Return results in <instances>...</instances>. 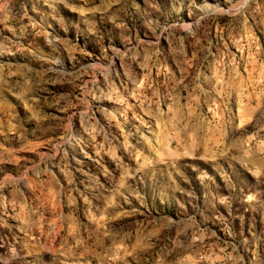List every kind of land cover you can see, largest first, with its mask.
<instances>
[{"label":"rangeland","instance_id":"374dc122","mask_svg":"<svg viewBox=\"0 0 264 264\" xmlns=\"http://www.w3.org/2000/svg\"><path fill=\"white\" fill-rule=\"evenodd\" d=\"M0 264H264V0H0Z\"/></svg>","mask_w":264,"mask_h":264}]
</instances>
